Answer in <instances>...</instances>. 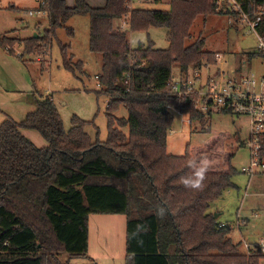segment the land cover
Segmentation results:
<instances>
[{"label": "trees", "instance_id": "trees-1", "mask_svg": "<svg viewBox=\"0 0 264 264\" xmlns=\"http://www.w3.org/2000/svg\"><path fill=\"white\" fill-rule=\"evenodd\" d=\"M126 1L93 7L86 0H74L72 6L66 0H43L49 28L23 40L25 52L34 55L48 53L57 41L63 68L82 70V62L72 63L69 48L58 41L57 30L66 28L73 35L67 21L89 17V51L102 61L96 94L107 99V138L100 141L96 133L93 140L85 131L90 122L78 118L65 130L48 97L36 98L34 110L21 122L0 124V264L88 260L92 215L125 216L124 264H264L263 252L243 253L244 237L234 243L232 226H221L210 211L226 189L236 187L233 159L243 145L239 134H214L208 128L204 144H188L181 156L167 152L171 110L199 123L210 114L195 109V95L174 94L172 67L178 64L188 79L190 72L217 63L203 38L185 45L196 18L218 13L217 0H170L168 11L134 7L131 31L167 29L166 49L155 48L152 41L131 48L129 35L118 27L128 15ZM234 1L250 19L263 12L257 30L264 36V0ZM225 13L238 21L239 12L228 4ZM15 43L0 38V46L13 55ZM120 109L127 117L117 116ZM22 130L36 131L47 145L36 147ZM259 156L264 163V136ZM204 158L211 167L203 187L186 188L181 177L194 179ZM249 221L242 219L244 225ZM62 254L68 256L65 263L59 260Z\"/></svg>", "mask_w": 264, "mask_h": 264}, {"label": "rangeland", "instance_id": "rangeland-1", "mask_svg": "<svg viewBox=\"0 0 264 264\" xmlns=\"http://www.w3.org/2000/svg\"><path fill=\"white\" fill-rule=\"evenodd\" d=\"M66 1L68 3V0ZM169 4L170 0L158 2L137 0L134 7L168 11ZM38 5L40 3L35 0H0V38L16 41L14 55L0 46V124L5 119L21 122L27 113L34 110L35 99L49 93L58 107L65 130L68 131L71 128L73 118H78L90 122L85 127V131L93 140L97 133L98 139L105 141L107 99L103 95L96 94L100 90L96 75L101 72L102 61L101 55L89 51V17L76 15L67 21L65 26L71 28L73 35H69L66 28L57 30L58 41L69 48L67 54L72 55V63L81 61L83 64L82 70L76 69L70 72L62 66L57 41L51 43L46 54H27L24 50L23 40L34 36L35 24L38 22L41 24L42 33L38 31V36L49 28L47 15L29 16L27 14L26 9L35 8ZM226 5L224 2L223 7L218 8V13L214 15L196 18L190 30L191 37L185 41V45H191L199 37L204 39V49L215 53L217 62L207 67L208 74H214L217 69L237 68L239 65L244 75L261 80L264 77V59L256 52L255 34L249 28L237 25L225 13ZM124 21L127 25H123ZM118 23V27L129 35L132 49L136 48L138 43L147 44L149 41H152L157 49L168 47L165 28L132 32L129 28V16H124ZM172 68L173 80L179 81V65L175 64ZM206 72L202 70L201 73ZM171 113L174 116V122L167 136V152L171 155H183L188 144L193 147L204 144L210 137L206 132L208 128L214 134L225 132L239 134L243 145L233 159V166L237 173L232 181L236 187L226 189L222 196L212 203L210 211L214 215L220 213L216 219L224 225L232 226L230 238L234 243H238L241 237H244L247 243H254L263 238V217L251 219L247 225L242 223V219L249 218L251 212L264 213V172L253 176L241 172V168L247 166L250 161V150L246 145L249 131L247 120L224 113H212L206 117L205 123H199L190 122L178 111L171 110ZM117 116L127 117V113L120 109ZM22 133L38 148L47 145L36 131L22 130ZM110 217H114L113 220L107 219L102 223L96 219L99 217L89 219L88 252L98 257L102 264L106 263L105 259L110 255L115 257L114 264H124L126 219L124 215ZM110 217L106 216V218ZM243 253L249 255L245 249ZM59 260L65 263L68 256L62 254ZM82 261L84 260H69V264H79Z\"/></svg>", "mask_w": 264, "mask_h": 264}, {"label": "built area", "instance_id": "built-area-1", "mask_svg": "<svg viewBox=\"0 0 264 264\" xmlns=\"http://www.w3.org/2000/svg\"><path fill=\"white\" fill-rule=\"evenodd\" d=\"M36 1L40 3V9L36 12L47 14L46 10L41 8L44 4L43 0ZM136 1L127 0L125 3L129 19ZM217 2L219 9L223 7L225 2L233 10L239 12L237 25H243L255 34L257 40L256 52L264 59V36L260 35L257 30L263 12L258 13L254 19H250L236 1L217 0ZM33 12L30 11L29 14ZM123 25H127L126 21L123 22ZM121 30L123 29L121 28ZM207 67L203 69L205 72L208 70ZM201 72L199 70L190 72L188 79H183L180 75V80L174 81L172 85L174 94L177 96L195 95L194 107L200 113H224L245 118L249 123L246 145L250 150V161L247 166L241 168V172L252 176L264 172V163L259 156L261 139L264 136V77L261 80L256 77L250 78L244 75L242 70L238 71L236 67L223 70L217 69L214 74H208L207 72L202 74ZM259 217L264 218V213L251 212L249 219L251 221V219ZM221 226H224V224L221 223ZM243 245L248 254L251 251L264 253V237L254 243L244 242Z\"/></svg>", "mask_w": 264, "mask_h": 264}, {"label": "crops", "instance_id": "crops-1", "mask_svg": "<svg viewBox=\"0 0 264 264\" xmlns=\"http://www.w3.org/2000/svg\"><path fill=\"white\" fill-rule=\"evenodd\" d=\"M35 2H38V1L35 0ZM86 2H88V4H90L93 7H101V6L105 5L106 0H86ZM73 4H74V0H68V5L72 6ZM39 9H40V5H38L35 8H30V9H26V10H27V14L29 16H34V15L42 14V13H37L36 12ZM30 11H34V12L32 14H29ZM42 15H46V14H42ZM34 31H35V34H34L33 37L38 36V31L41 32V24H40V22H38L37 24L34 25ZM41 33H39V34H41ZM96 78H97V75H96ZM46 96H48V98H51L53 100V97L49 93ZM46 96H44V97L46 98ZM216 214H217V216L220 215V213H216ZM106 216L110 217V216H117V215H93V216H90L89 219H91L92 217H99V218H96V219L99 221V223H102V222L106 221L107 219H112L113 220V218H114V217L113 218H111V217L110 218H106ZM245 218H247V217H245ZM240 219H242V218H240ZM89 222H90V220H89ZM218 222L222 223L220 221H218ZM244 227H246V226H244ZM239 229L241 230V227ZM88 231H89V228H88ZM89 244H90V242H89V234H88V249L90 247ZM88 257H89L88 260H84V261H82L79 264H86V263L102 264L98 257L90 255L89 252H88ZM114 260H115V257H112L110 255L107 259H105V262H106L105 264H114V262H115ZM124 260H125V255H124ZM83 262H85V263H83Z\"/></svg>", "mask_w": 264, "mask_h": 264}, {"label": "clouds", "instance_id": "clouds-1", "mask_svg": "<svg viewBox=\"0 0 264 264\" xmlns=\"http://www.w3.org/2000/svg\"><path fill=\"white\" fill-rule=\"evenodd\" d=\"M211 167V162L208 161L206 158L202 160V166L199 167L194 173V179L189 180L184 177H181V183L186 188H191L194 190H199L203 187V182L206 179V174Z\"/></svg>", "mask_w": 264, "mask_h": 264}, {"label": "water", "instance_id": "water-1", "mask_svg": "<svg viewBox=\"0 0 264 264\" xmlns=\"http://www.w3.org/2000/svg\"><path fill=\"white\" fill-rule=\"evenodd\" d=\"M35 37H37V36H35ZM214 217L216 218L217 217V214H215Z\"/></svg>", "mask_w": 264, "mask_h": 264}]
</instances>
